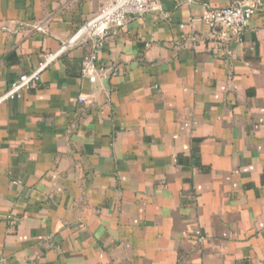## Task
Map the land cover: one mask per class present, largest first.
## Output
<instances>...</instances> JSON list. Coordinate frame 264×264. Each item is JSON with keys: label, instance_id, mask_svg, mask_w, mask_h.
Masks as SVG:
<instances>
[{"label": "crops", "instance_id": "1", "mask_svg": "<svg viewBox=\"0 0 264 264\" xmlns=\"http://www.w3.org/2000/svg\"><path fill=\"white\" fill-rule=\"evenodd\" d=\"M152 0L92 41L107 0H0V264H264V0L242 34ZM84 95L86 101H79Z\"/></svg>", "mask_w": 264, "mask_h": 264}, {"label": "built area", "instance_id": "2", "mask_svg": "<svg viewBox=\"0 0 264 264\" xmlns=\"http://www.w3.org/2000/svg\"><path fill=\"white\" fill-rule=\"evenodd\" d=\"M261 5L260 0H253L224 7L206 8L201 19L210 28L222 27L235 35H240L256 10L262 7ZM151 8H153L152 0H107L97 13L87 19L70 38V41H74L81 36H87L92 41L90 51L82 57L81 75L91 82L97 80L98 72L101 70L97 61L99 50L102 39L106 37L111 25L121 27L130 16L143 15ZM64 49L65 45H62L57 51L46 53L35 70L21 73L0 96V101L20 97L23 91L38 83L41 71ZM78 100L86 101L87 97L80 95Z\"/></svg>", "mask_w": 264, "mask_h": 264}]
</instances>
